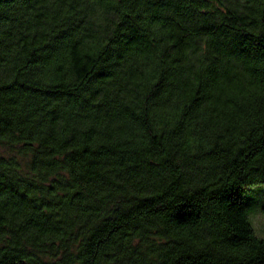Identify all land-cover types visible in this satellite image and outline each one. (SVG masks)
Instances as JSON below:
<instances>
[{"label": "trees", "instance_id": "1", "mask_svg": "<svg viewBox=\"0 0 264 264\" xmlns=\"http://www.w3.org/2000/svg\"><path fill=\"white\" fill-rule=\"evenodd\" d=\"M262 185L264 0H0V264H264Z\"/></svg>", "mask_w": 264, "mask_h": 264}, {"label": "rangeland", "instance_id": "2", "mask_svg": "<svg viewBox=\"0 0 264 264\" xmlns=\"http://www.w3.org/2000/svg\"><path fill=\"white\" fill-rule=\"evenodd\" d=\"M259 192H264V185L252 188V190L247 192L245 196L249 198H257L260 197ZM261 206L264 207V202ZM262 207L259 212L255 211L249 217V221L256 236L260 238H264V208Z\"/></svg>", "mask_w": 264, "mask_h": 264}]
</instances>
